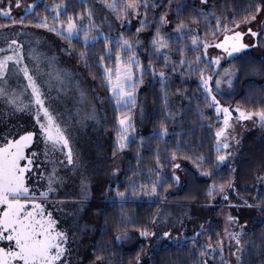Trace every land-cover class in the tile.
<instances>
[{
	"label": "snow or ice",
	"instance_id": "obj_1",
	"mask_svg": "<svg viewBox=\"0 0 264 264\" xmlns=\"http://www.w3.org/2000/svg\"><path fill=\"white\" fill-rule=\"evenodd\" d=\"M80 3V12L64 15L67 4L57 3L52 5L51 17L46 6L43 15L37 13L36 18L27 19L25 16L13 15V6L20 8L22 0H0V17L9 21L7 24H0V29L7 32L10 28L20 26L19 31L4 35L5 46L0 47V264H83L85 257L73 245L82 239L81 234L88 229L87 224L80 225L79 219L82 217H79V213L85 209L91 197V183L80 171L84 161L75 147L72 132L77 127H85L88 121L103 123L100 111L102 108L106 110L105 101L112 104L116 112L115 144L112 152L113 158H116L118 153L130 146L138 134L137 111L140 113L141 123L145 118L144 105L138 99L141 86L147 83H158L160 86L163 118L151 135L158 141L167 143L165 137L170 135L167 121L177 124V117L181 120L183 118L182 106L177 110L169 107L172 95L169 89L170 74L179 71L185 77L196 75L198 91L202 96V101L201 97L196 98V114L201 120V127H205L203 121L207 120L209 123L206 126L215 128V160L209 161L203 154L189 155L182 152L184 130L172 133L180 138L175 142V148L164 150L170 153L169 162L174 180L167 188L174 187L180 181V176L176 174V170L182 167L179 160H191L202 176L212 179L206 190L209 203L217 195L229 200V190H236L239 196L235 175H230L226 180L213 179L215 171L236 155V149L240 145V139L235 134L236 122L251 120L264 128V103L251 110L237 105L234 111L238 115L234 117L232 107L225 106L218 98L222 85L227 83L231 86L232 78L238 72L234 66L221 72V61L235 58V54L243 53L247 49L264 47V0H249L242 9H238L235 0H232L230 10L227 3L220 7L215 0H199V4L176 0H100L103 8L109 14H114L115 20L121 26L131 23L130 17L139 20V27L133 37H127L123 31L116 37L104 33L103 25L107 24L109 28L112 26L108 17L105 16L97 23L95 5L89 4L88 0H80ZM37 6L32 3L25 7L34 10ZM186 8H191V11L185 12ZM173 10L175 27L168 33L164 28L173 23ZM149 15L152 16L151 22ZM85 17L87 23L84 22ZM28 26L46 29L60 37L66 42L62 51L69 56L75 55L78 62H82L85 67H90V47L103 36L104 50L97 64L101 71L93 74L92 78L100 80L101 88L108 95L90 94L81 86L82 81L77 78V73L55 67V55L42 56L35 48L29 49L27 57L33 61V66L30 67L26 62L24 44L19 39L22 35H28L24 31ZM153 26L154 34L150 44L145 47L140 33ZM201 26L204 27L203 37L199 34ZM174 38L178 45L175 50L171 47ZM74 41H79L82 45L79 51ZM186 41H190V44ZM140 48H144L149 57H156V62L149 59L145 65L139 54ZM213 48L219 49V54L210 55L209 50ZM188 52L194 54L192 59H189ZM176 53L180 56L179 61L171 58ZM161 57L164 63L157 71ZM250 71L256 74L264 72V61L259 65H252ZM146 73L151 74V80H145ZM42 76L45 77L43 81ZM44 85H47V91ZM53 92L55 95H52ZM175 94L184 96L191 102L192 97L187 96L186 88H177ZM201 102L203 107L200 106ZM208 109L215 111V124L211 122ZM65 111L68 119L64 118ZM145 142V137L140 136L137 148L138 164L142 159L140 149ZM147 142L151 143L150 140ZM155 160L157 167L150 168L149 172H155L157 178L150 186L142 183L137 186L136 181L129 178L123 191L119 184L115 189L109 185L104 193L105 198L112 199L113 203L118 199L124 205L129 197L135 200L141 194L160 196V186L166 178L161 173L165 164L161 160L158 146ZM205 163H210V167L205 168ZM119 171L118 167L114 168L113 175ZM230 171L234 174L237 169L232 168ZM74 176L80 177L79 191L75 195L68 192L61 194L60 189ZM246 187L255 188L257 191L251 197L240 196L241 203L264 214V161H261V166L254 175V183ZM112 191L115 192V198L108 196ZM61 195L63 198L55 199ZM166 202L165 195L161 204ZM70 203L75 205L71 211L68 210ZM229 206L239 208L241 204L229 200ZM57 212L60 216L55 214ZM120 213V223L128 224L131 218L125 216L123 207ZM169 215L163 207L158 206L150 222L137 229L139 236L149 242L156 238L157 231L154 226L167 222ZM69 220L73 222L76 231L65 226ZM174 220L181 229L184 228V220L180 216L174 217ZM247 224L248 221L241 224L240 217L229 212L226 214L225 227L222 232L216 233L215 241L208 236L203 243L199 237L209 229L205 224H200L191 237L189 256L192 257V264H209V257L216 261L217 253L220 258L216 264H253V258L249 255L253 249L259 258V264H264V233L257 244L255 239L247 238ZM237 227L239 230H230ZM162 236L171 239L172 229L164 230ZM131 237L132 233L125 227L117 231L114 239L127 241ZM176 239L179 241L182 236L178 234ZM147 252L148 249L141 248L134 258L129 259L128 264H141L142 256ZM104 261L105 256L97 254L90 264H104Z\"/></svg>",
	"mask_w": 264,
	"mask_h": 264
},
{
	"label": "trees",
	"instance_id": "obj_2",
	"mask_svg": "<svg viewBox=\"0 0 264 264\" xmlns=\"http://www.w3.org/2000/svg\"><path fill=\"white\" fill-rule=\"evenodd\" d=\"M176 2H187L189 4L196 3L195 0H176ZM215 2L223 7L225 3L228 4L229 10L232 6V0H215ZM249 0H235L236 7L238 9H242ZM57 3H66L67 4V12L64 15L71 14L73 12H80L82 9V5L80 0H38L35 2L38 5L34 10L30 9L26 11L23 15L27 17V19H34L37 16V13L43 15L45 13V7L49 9V16L52 15V5ZM89 4H94V11L96 12V20L99 23L105 16H109V20L111 21V25L115 27L114 24L115 16L114 14H109L108 10L103 8L100 3V0H88ZM197 4V3H196ZM175 8V4L173 5V9ZM209 10H212L209 7ZM160 11H163L161 9ZM191 8H186L185 12H190ZM104 12V13H103ZM19 17V16H18ZM151 15H149L148 19L150 20ZM171 18L173 19V23L169 26L168 29L164 28V30L168 33L172 32V29L175 27V11L171 13ZM51 18L49 19V23H51ZM85 23H87V18L85 17ZM215 21L213 20L212 23ZM8 20H5L3 17H0V24H7ZM27 23V20H26ZM103 25V32L109 33L113 37H116L118 33L115 30H109ZM20 30V26L17 25L15 28H10L5 32V30L0 29V36L6 35L12 31L13 33ZM28 35H22V37H28L30 45L32 42L37 41L43 37L50 36L53 39L61 40L60 37L56 36L54 33L48 32L46 29L35 28L33 26H28L24 29ZM110 31V32H106ZM155 28L149 27L146 28L143 32H141V38L145 42V47L150 44L151 36L154 34ZM124 34L127 37H133L136 34V30L133 28H125L123 29ZM194 34V33H193ZM199 34L201 37L204 35V27H200ZM82 35V33H81ZM35 39V40H34ZM64 45L65 41L61 40ZM21 43H25L22 42ZM77 44V51L82 47L79 41H74ZM186 43L190 44V41H186ZM28 44V43H27ZM4 44L0 42V47ZM177 41L174 38L172 40L171 47L173 50L177 48ZM104 44H103V36L100 37L99 41L93 44L89 49V65L90 67H85L82 62H78L77 57L75 55L70 56L71 59L83 70L86 76L92 81L94 89L104 95L108 94L104 92L103 88L100 86V80L97 78L93 80V74H99L101 69L97 67L98 58L103 53ZM113 58L115 53V48L112 49ZM143 53L145 57L142 61L147 65L148 60L152 59L156 62V57H149L148 53L143 48ZM189 59H192L194 54L192 52L187 53ZM171 58L175 61H179L180 56L178 53L171 56ZM261 61H264V53L259 57H254L252 60H241V57H236L231 60L232 63L236 64L238 68V77L235 80L234 89L231 94L227 96H223L221 101L225 104H230L233 106L240 105L241 107H246L251 110L254 106L259 107L262 103H264V72L259 74L253 73L250 71L252 65H259ZM164 63L163 58L161 57L159 63L157 64V71H159L160 66ZM203 66V65H202ZM187 65H185V68ZM151 74H145V80H151ZM160 86L158 83H147L145 85V96L148 103V113L147 117L143 122L142 129L138 132L133 142L130 144L128 148H126L123 152L126 154L125 156V166L122 171V174L117 178V180L111 184H108L105 189L108 188L109 185H112L113 189H115L116 185L119 184L120 190L123 191L124 188L129 183V178L136 181L137 186L141 183L146 185H151V182L155 180L156 173L149 172L150 168H156V149L157 146L161 150V160L165 164V167L161 170L162 175L166 178L164 184L160 186V196H155L153 199L150 196H145L141 194L135 200H132L129 197V200L121 205L119 200L116 199L115 203H113L112 199H106L104 197H100L97 200L96 205L94 206V213L96 215V229L92 237L90 252L85 256L83 262H90L95 258L97 254H103L105 256L104 264H128L130 258H134L136 253L141 250V248H145V243L141 242L137 244L134 248L127 249L123 245L119 244L118 241L114 239L117 234V231L121 228L127 227L131 233L138 232L137 229L143 227L146 223L150 222L152 215L154 214L156 208L163 207L164 205L171 204L170 202L176 201L179 197H189L186 200H191L193 195L196 196L197 199H203L206 196L207 186L212 182V179L202 176L200 172L196 169L195 165L191 162V160H185V165L182 167L187 175L185 178L184 186L179 187L178 184H175L174 187L168 189L167 185L170 183H174L172 173V167L169 162L170 153L164 151L165 149H173L176 147V141L180 137L172 133H180L181 130H184V135L182 137L181 150L182 152H187L189 155L192 154H203L209 158V161H214L216 156L215 151V140H214V131L215 128H209L206 125L209 121H203L205 127H201V120L196 114L197 108V97L202 96L201 92L198 91V80L196 75H192L189 77L183 76L179 71L175 74H170V84L169 89L172 95L170 96L171 103L169 107H173L174 110L181 109L182 106V120L180 117H177V124H173L171 121H167L169 126L170 135L165 137L167 143L163 141H158L157 138L151 135L154 128H158L160 121L163 118V108H162V100H161V92L159 90ZM177 88H186L187 96H191V102L189 103L188 99L184 96L175 94ZM106 110L103 109V117H104V129L107 133V144L109 147V157L113 158L112 152L115 144V121H116V112L113 109L112 104H108L105 101ZM201 107H203V103L201 102ZM208 115L212 118V123H216V116L214 109L207 110ZM195 122V123H194ZM194 131H191L193 130ZM140 136L145 137L146 142L143 147L140 149V156L142 159L139 164L137 163V148L140 142ZM151 141L149 144L147 141ZM261 161H264V135L259 134L257 132L248 133L243 137L242 148L240 149L239 156L236 162L235 169L237 171L233 174L231 173V167L229 166H221L219 169L215 171V176L213 179L220 181L226 180L230 175H235V180L238 183L237 186L239 191L246 195H253L254 188L246 187L252 185L254 183V175L256 171L261 166ZM205 168L210 167V163H205ZM135 173V175H134ZM167 189V192H165ZM106 192V190H105ZM104 192V193H105ZM167 196L166 204H161V200L164 196ZM109 197L115 198V192L112 191L108 193ZM121 207L125 210V216L131 218L128 224H122L121 221ZM224 207L223 203L217 204L216 209L214 210L215 219L211 222L209 231L204 235L199 237L201 243L205 242L208 236L212 237L213 242L216 239V233L223 231L222 222L220 220V214L222 208ZM100 211H97V210ZM257 214L254 217V220L251 222L247 231L249 233L248 239H255L257 244L260 242L261 234L264 233V214H261L258 209L253 208ZM191 237L186 238L185 240L177 243H170L166 245H162L156 248L152 253L146 256L143 260H141V264H192V257L189 256V251L191 249ZM95 249V250H93ZM250 257L253 258V264H259V258L255 255V249H253L252 253L249 254ZM144 256V255H143ZM142 256V257H143ZM226 257V253H225ZM220 258L219 253L216 254V261ZM209 259V264H216V261H213L211 257ZM248 259V257H246Z\"/></svg>",
	"mask_w": 264,
	"mask_h": 264
},
{
	"label": "rangeland",
	"instance_id": "obj_3",
	"mask_svg": "<svg viewBox=\"0 0 264 264\" xmlns=\"http://www.w3.org/2000/svg\"><path fill=\"white\" fill-rule=\"evenodd\" d=\"M38 0H22V4L20 8H16L13 6V15L14 16H21L26 11L30 10L27 9L25 6L28 4L35 3ZM197 4H199V0H195ZM104 13V12H103ZM109 18V16L107 15ZM131 23H125L123 26H121L119 21H115L114 24L115 27L111 26L109 28L106 24V28L109 30H115L116 33H119L120 31H123L125 28H133L136 30L137 27H139V20L135 17H130ZM152 21V16L150 18ZM166 29L169 28V26H165ZM105 32V31H104ZM110 32V31H106ZM10 33H13L10 31ZM142 34L140 33V36ZM20 39V38H19ZM22 43L24 44L25 53H26V62L30 65V67L33 66V61L31 58L27 57V52L29 49L35 48L37 52L42 54V56H56V64L55 67H58L60 69H66L69 71H73L77 73V78L82 81V87L89 91L90 94L98 93L93 86L92 81L86 76V74L83 72V70L71 59V57L64 51H62V48L64 46V43L61 40L53 39L50 36L43 37L39 40V42L35 41L32 42V44H29V38L28 37H22L21 38ZM35 40V39H34ZM0 42L4 44V35L0 36ZM254 42V40H253ZM28 43V44H27ZM3 45L2 47H4ZM219 49H210V55L215 56L219 54ZM264 53V47H256L252 49H247L243 53H237L235 54V58L241 57V60H253L254 57H259ZM139 54L141 59L145 57V54L143 53V48L139 49ZM234 58H226V60H222L221 64L222 67L220 68V71L223 72L225 68H229L230 66H234L236 69V64L232 63L231 60ZM239 72L232 78V85L229 86L227 83L222 85V91L221 94L218 96L219 99H221L223 96H227L232 93L235 85V80L238 77ZM45 77H41V81H43ZM198 80V79H197ZM45 90L47 91V85H44ZM145 85H142L138 92V99L141 103L144 105L145 110V118L147 117L148 113V103L145 96ZM52 95H55V92L52 93ZM222 102V101H221ZM223 103V102H222ZM225 106H231L233 109V116H237L238 113L234 111L236 108L233 105L225 104ZM59 107V106H58ZM72 111H75V108H72ZM100 116L103 118V123H96L94 121H88L85 127H77V129L73 130L72 136L73 140L75 142V147L79 151L83 161L84 165L80 169L82 173H84L90 183H91V197L83 211L79 213V217H82V219H79V223L81 226L87 224L88 229L86 232L82 233V239H79L75 245H73L74 249L79 250V254L82 257H85L90 252L91 247V240L93 237V234L96 229V215L94 213V206L97 203L98 198L101 196L104 197L105 187L108 184H111L117 180V178L122 174V171L125 166V156L126 154L124 152L118 153L116 158L109 157V147L107 144V133L104 129V117H103V109L100 111ZM65 119H68L67 111H65ZM143 120V122H144ZM143 122H140V113L137 111L136 113V126L138 129V132L142 129ZM71 123V121H69ZM257 132L259 134L264 135V128H261L259 124H256L254 121H243V122H236V131L235 134L240 139V145L236 149V155L235 157L230 158L226 162H224L221 166H229L231 168H235L236 162L239 156L240 149L242 148V141L243 137L248 133ZM179 163H181L182 167L186 164L185 161L182 159L179 160ZM220 166V167H221ZM118 167L120 169L119 173L116 175H113L112 170L114 168ZM178 169L176 170V174L180 176V181L177 183L179 187L184 186L185 178H187V175L184 171V168L182 170ZM173 171V169H172ZM79 182L80 177L74 176L71 180H69L66 183L65 187H62L60 189V193L63 194L65 192L71 193L72 195H75L76 192L79 191ZM236 182V186H237ZM237 189L239 191V188L237 186ZM257 191V189L254 188V193ZM229 200H231L234 203L241 204L239 208L230 207L229 206V200H225L224 196L217 195L215 199L209 203V198L207 195L203 199H197L195 195H193V198L191 200H186L183 197H179L178 200L170 202L171 204L164 205L163 208L166 212L170 213L168 216L167 222L161 223L159 225L154 226V230L157 231V237L152 238L149 242L148 239L142 238L139 236V232L132 233V237L130 240L127 241H118L119 244L123 245L127 249L134 248L137 244L144 242L145 248L148 249V252L146 255L142 257L141 260H143L146 256H148L150 253H152L156 248L170 244V243H177L185 240L188 237H192L194 232L198 230L200 224H205L206 228L210 227L211 222L215 219L214 217V210L216 209L217 204L223 203L224 207L222 208L221 214H220V220L222 222L223 229L225 227L226 223V214L231 212L234 216L240 217V223L243 224L245 221H248V224L246 225V229L249 227L251 222L254 220V217L256 216L257 212L253 208H247L246 206H243L241 203L239 197H251V195L246 196L242 194L239 191V196L237 195L236 190H229L228 192ZM63 196L55 197V199H61ZM153 199V197H150ZM74 204L68 205V210L71 211L72 208H74ZM57 216H60V213H55ZM186 214V215H185ZM180 216L184 220V228L181 229L179 226V223L174 220V217ZM65 226L71 227L72 231H76V228L71 220L68 221V224ZM169 228L172 229V238H164L162 236V232L164 230H168ZM230 230H239L238 227L235 229L230 228ZM180 234L182 236L181 240H177V235ZM225 241L227 243V237H225ZM226 258L228 256V249L225 248ZM233 259H235L233 257ZM75 260V257H74ZM83 264H90V262H83Z\"/></svg>",
	"mask_w": 264,
	"mask_h": 264
}]
</instances>
